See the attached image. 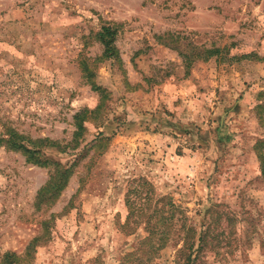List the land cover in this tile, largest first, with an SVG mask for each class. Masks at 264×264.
I'll return each instance as SVG.
<instances>
[{
	"label": "rangeland",
	"instance_id": "obj_1",
	"mask_svg": "<svg viewBox=\"0 0 264 264\" xmlns=\"http://www.w3.org/2000/svg\"><path fill=\"white\" fill-rule=\"evenodd\" d=\"M154 224L153 264L204 230L197 264H264V0H0V264H119Z\"/></svg>",
	"mask_w": 264,
	"mask_h": 264
},
{
	"label": "trees",
	"instance_id": "obj_2",
	"mask_svg": "<svg viewBox=\"0 0 264 264\" xmlns=\"http://www.w3.org/2000/svg\"><path fill=\"white\" fill-rule=\"evenodd\" d=\"M98 39L101 42V44L104 47L103 55H105L107 58L116 56V50L114 47V40H115V29L111 27H102L101 31L98 33ZM220 51L218 49L214 50H205L203 54L207 53L208 56H213L214 54H218ZM200 53H195V57H199ZM78 128L80 129L81 126ZM15 136V135H14ZM11 147L17 148V149H23L25 152L30 153L29 150L24 148L23 146H19L18 144H10ZM31 159V158H30ZM33 159V158H32ZM33 163L41 164L39 160H33ZM135 190V188H133ZM138 216L141 214L140 212H137ZM161 219V218H160ZM165 220V226L166 229L163 228V231H161V235H167L170 234L171 230L173 228H169L170 223L168 222L167 217H162L161 220ZM148 236L139 244V246L136 248V250L128 255L123 256L122 260L119 262V264H153V261L155 257L158 255L159 251L162 250V246H160V242H155L154 238L156 234L159 232V228L156 226V224L150 226L147 230ZM202 236H199L197 239V247L195 246V243L190 246H184L182 250L178 253V258L180 256L183 258L185 251H190V253L186 257V261L188 264H197V254L199 250L205 249L207 246V241L205 237L207 236V231L204 230L201 232ZM160 235V236H161ZM162 241V240H161ZM195 248L194 252L193 249ZM12 258L11 255H7L5 259Z\"/></svg>",
	"mask_w": 264,
	"mask_h": 264
}]
</instances>
